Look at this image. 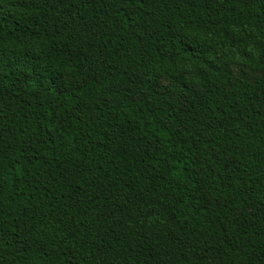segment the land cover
<instances>
[{
    "label": "trees",
    "instance_id": "obj_1",
    "mask_svg": "<svg viewBox=\"0 0 264 264\" xmlns=\"http://www.w3.org/2000/svg\"><path fill=\"white\" fill-rule=\"evenodd\" d=\"M0 264H264V0H0Z\"/></svg>",
    "mask_w": 264,
    "mask_h": 264
}]
</instances>
